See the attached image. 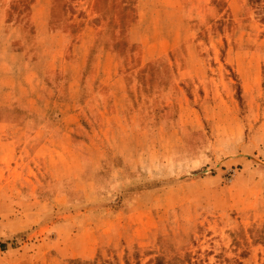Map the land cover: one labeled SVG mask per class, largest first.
Returning <instances> with one entry per match:
<instances>
[{"label":"rangeland","instance_id":"obj_1","mask_svg":"<svg viewBox=\"0 0 264 264\" xmlns=\"http://www.w3.org/2000/svg\"><path fill=\"white\" fill-rule=\"evenodd\" d=\"M0 56V264H264V0H0Z\"/></svg>","mask_w":264,"mask_h":264},{"label":"crops","instance_id":"obj_2","mask_svg":"<svg viewBox=\"0 0 264 264\" xmlns=\"http://www.w3.org/2000/svg\"><path fill=\"white\" fill-rule=\"evenodd\" d=\"M0 58H1V56H0ZM27 70V69H26ZM4 154V151H0V155L2 156ZM31 185H33V183L31 182L30 183ZM23 185V184H22ZM30 185V186H31ZM26 187H30V186H27V185H25ZM30 199H34V202H36V198L34 197V196H30ZM78 258H81V259H87V258H89V256L88 255H85V254H79L78 255Z\"/></svg>","mask_w":264,"mask_h":264}]
</instances>
